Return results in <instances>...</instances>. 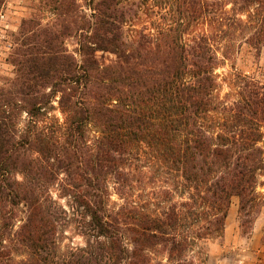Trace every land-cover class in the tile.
<instances>
[{"label": "trees", "instance_id": "1", "mask_svg": "<svg viewBox=\"0 0 264 264\" xmlns=\"http://www.w3.org/2000/svg\"><path fill=\"white\" fill-rule=\"evenodd\" d=\"M28 8L0 84V264L182 262L222 236L234 197L242 227L254 222L264 82L233 73L236 97L222 98L217 71L264 49V0ZM70 213L84 244L63 250Z\"/></svg>", "mask_w": 264, "mask_h": 264}, {"label": "rangeland", "instance_id": "2", "mask_svg": "<svg viewBox=\"0 0 264 264\" xmlns=\"http://www.w3.org/2000/svg\"><path fill=\"white\" fill-rule=\"evenodd\" d=\"M32 0H0V84L4 78L13 77V67L8 63V55L11 46V34L18 31L21 19L28 16L32 9L28 7ZM70 49L73 46L69 44ZM217 73L220 76V97H236L237 85L229 77L233 73L254 77L264 82V49L257 53L244 45L238 52L231 54ZM59 117L60 114L56 113ZM258 191L264 198V175L261 177ZM53 198L66 212L70 211L69 199L58 198L56 190L52 189ZM174 202H182L181 198L174 196ZM264 200V199H263ZM113 202L118 201L116 196ZM238 198H232L230 209L222 236H214L199 241L191 246L185 253L184 261L167 260V252L160 251L153 256L152 264H264V203L258 212L254 222L248 227H242L238 214ZM72 210V209H71ZM62 221L65 225L59 231V246L64 250L68 246H83L84 238L78 234L77 222L80 218Z\"/></svg>", "mask_w": 264, "mask_h": 264}]
</instances>
